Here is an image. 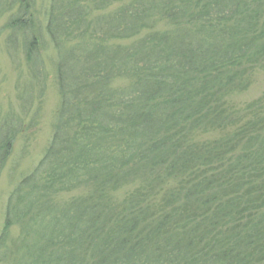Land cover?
<instances>
[{
	"label": "trees",
	"instance_id": "16d2710c",
	"mask_svg": "<svg viewBox=\"0 0 264 264\" xmlns=\"http://www.w3.org/2000/svg\"><path fill=\"white\" fill-rule=\"evenodd\" d=\"M17 1L7 41L44 73ZM45 17L58 106L0 264H264V99L229 100L264 69V0H50Z\"/></svg>",
	"mask_w": 264,
	"mask_h": 264
},
{
	"label": "rangeland",
	"instance_id": "374dc122",
	"mask_svg": "<svg viewBox=\"0 0 264 264\" xmlns=\"http://www.w3.org/2000/svg\"><path fill=\"white\" fill-rule=\"evenodd\" d=\"M49 1L31 0L32 6L26 13L34 14L33 33L38 39L37 50L42 58L43 73L39 68L41 64L37 62L28 66L22 42L13 43L12 33V42L7 41L9 30L4 25L11 15L16 14L19 2L0 0V144L19 125L0 168V231L10 191L42 156L51 138L58 106L54 79L56 51L45 29V11ZM25 31L26 36H30L31 30L27 28ZM257 98L264 99V69L251 74L245 91L229 96L236 106ZM16 233L17 229H12L11 236Z\"/></svg>",
	"mask_w": 264,
	"mask_h": 264
}]
</instances>
